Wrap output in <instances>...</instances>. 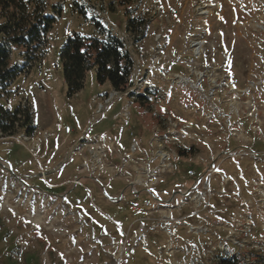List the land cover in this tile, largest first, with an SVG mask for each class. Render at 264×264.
<instances>
[{"label": "rangeland", "instance_id": "obj_1", "mask_svg": "<svg viewBox=\"0 0 264 264\" xmlns=\"http://www.w3.org/2000/svg\"><path fill=\"white\" fill-rule=\"evenodd\" d=\"M57 3L41 57L0 89V105L35 108L32 135L0 138V264H264V0ZM92 16L124 39L132 84L92 66L68 95L60 49L72 32L104 38Z\"/></svg>", "mask_w": 264, "mask_h": 264}, {"label": "trees", "instance_id": "obj_2", "mask_svg": "<svg viewBox=\"0 0 264 264\" xmlns=\"http://www.w3.org/2000/svg\"><path fill=\"white\" fill-rule=\"evenodd\" d=\"M58 1L0 0V89H5L19 71H27L32 62L41 57L46 45V33L55 22L51 11L57 8ZM122 3L123 0H120ZM73 6L84 15L88 11L86 8H90L85 3L77 2ZM110 7L113 11L112 5ZM91 19L98 31L105 35L103 39L72 32L60 49L59 58L68 95L82 89L85 73L92 66L96 68V79L100 84L107 81L111 88L118 91H124L132 84L134 60L124 39L97 17L92 16ZM144 23L143 18L128 16L125 29L138 38L142 35ZM11 48L24 52L26 62L22 67L11 62ZM138 97L142 98L143 94H138ZM18 128L24 129L27 135L33 134L30 114L21 107L12 111L0 105V138L14 135ZM187 152L178 150L180 155ZM217 264L247 263L244 256L238 253L219 257Z\"/></svg>", "mask_w": 264, "mask_h": 264}, {"label": "built area", "instance_id": "obj_3", "mask_svg": "<svg viewBox=\"0 0 264 264\" xmlns=\"http://www.w3.org/2000/svg\"><path fill=\"white\" fill-rule=\"evenodd\" d=\"M63 2V1H62ZM17 65L20 67L23 66V63L19 62L17 63ZM99 107H102V104L99 102L98 103ZM20 107L24 110H26L30 115H34L35 113V108L32 104L28 105L27 103H25V100H23V102L21 103ZM263 155H264V152H263ZM253 156H256V155H253ZM213 177V171H210L209 172V175L206 177V180H205V183H204V189L208 190L209 193L211 192L210 189V180L212 179ZM78 182V181H77ZM76 183V182H75ZM192 192V190H191ZM186 194V191L183 192V195ZM195 199V205H194V211L192 212V214H199L200 211L202 210V208L204 209V206L203 205L202 207H200V205L202 203H205V199L206 197H208L207 195L203 194V193H197L196 195H193ZM175 198V196H174ZM185 204V198L184 196H182L181 200H180V204H179V208H181L183 205ZM168 219L170 218L167 217ZM164 225H165V232L167 233V235L169 236V243H172L173 242V235L172 233L170 232L169 230V227H167L166 223L164 222ZM188 225V226H187ZM186 226L188 227V232H192L194 234H200V233H203L207 230V228H203L202 226L200 225H194V224H190V223H186ZM171 245H167V249H170ZM211 252V251H210Z\"/></svg>", "mask_w": 264, "mask_h": 264}, {"label": "bare ground", "instance_id": "obj_4", "mask_svg": "<svg viewBox=\"0 0 264 264\" xmlns=\"http://www.w3.org/2000/svg\"><path fill=\"white\" fill-rule=\"evenodd\" d=\"M249 84H250V83H249ZM251 84H252V83H251ZM114 95H115V92H111V93H110V97H113ZM162 158L165 159L166 156L164 155ZM3 165L6 166V164H4V163H3ZM166 217H167V216H166Z\"/></svg>", "mask_w": 264, "mask_h": 264}]
</instances>
